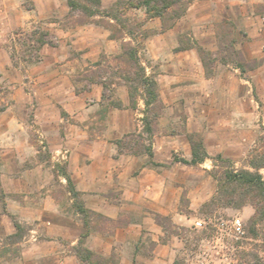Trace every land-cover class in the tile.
<instances>
[{
  "label": "rangeland",
  "instance_id": "rangeland-1",
  "mask_svg": "<svg viewBox=\"0 0 264 264\" xmlns=\"http://www.w3.org/2000/svg\"><path fill=\"white\" fill-rule=\"evenodd\" d=\"M36 1L0 0V264L20 263L15 258L25 247L24 243L34 238L37 241L48 238V227L59 229L66 221L78 222L83 227L77 243L69 247L75 255L82 234L85 235L83 245L96 252L91 242L94 233L101 231L112 235L129 224H139L131 229V243L125 246L114 244L110 255L96 252L109 264H264V221L255 217L253 202L241 203L236 198L230 204H210L218 191L219 179L224 180L229 171H256L251 161L264 151V0H225L231 16L225 9L226 16L215 22L216 48L204 47L209 52L205 63L195 47L188 48L196 52L205 78L222 75L219 82H210L196 90L186 89L188 80H182L181 92L175 94V99L168 93L167 81H163L164 86L159 84L162 106L157 109L159 115L154 123L152 150L155 134L170 135L178 141H188L191 148L188 159H191L192 146L188 135L196 133L202 137L209 154L202 164L192 165L179 160L185 158L182 151L173 153L174 161H180L175 170L189 175V184L182 183L179 211L173 215L148 211L141 205L123 208L120 191L112 189L104 193L105 196L122 208L115 218H110L93 208L98 192L90 186L82 191L75 183L85 207L92 211L88 226L83 222V215L75 205L60 168L67 165L70 172L67 162L71 149L67 144L60 145L58 139L47 136L51 121L46 114L51 108L42 101L48 102L46 97H50V93L68 95L71 92L73 108H78L82 114L76 118L63 106L57 108L64 118L62 131L65 124L77 125L84 130L83 155L90 156L95 139L110 138L118 153L140 158L148 156L144 159L146 164L158 167L148 153L120 152L115 142L124 137L127 141H135L126 135L142 131L145 107L139 92L136 100L131 98L126 77L134 75L135 70L121 54L124 44L134 45L146 70L148 67L149 74L158 79L162 71L160 62L151 56L147 41L174 27L181 17L173 26L164 29L160 17H147L145 9L131 6L130 0H122L117 7H113L117 0H102L103 7L109 12L94 16L72 10L67 0ZM189 1L190 7L198 0ZM112 13L117 20L109 16ZM249 18L252 23L245 26L244 20ZM166 22L169 23L170 18ZM56 29L67 32V35L61 37ZM248 29L254 31L253 38L249 37ZM39 30L47 31L53 40V44L47 45L41 63L37 61L40 50L34 40V33ZM129 30L133 31L132 36ZM177 39L178 46L198 44L188 30L178 33ZM206 40L211 42L213 38ZM101 41L112 43L102 46ZM177 47L173 54L185 50H177ZM83 53L88 56H82ZM56 55L62 56V62H57L55 68L61 66L69 71L67 80L62 77L53 82L40 78L38 74L51 69L49 63ZM78 58L84 59L82 65L80 62L73 66L66 63ZM184 71L186 69L182 67L180 72ZM227 75L237 79L232 76L228 79ZM231 88L236 92L232 89L231 94L226 93V89ZM104 91L109 97L106 100L103 99ZM122 94H126V107L111 106L110 101L121 102ZM137 100L140 102L138 106ZM128 125L136 128L124 131ZM16 140L31 143L34 153L30 154L27 149L20 152L22 155L18 151L15 153L9 147ZM21 159L23 161L17 165L16 161ZM88 161L91 162V158ZM160 166H168V163L162 162ZM34 167H39L41 174L36 172L30 180L31 192L16 191L12 178ZM259 171L264 176V168ZM23 188L22 185L20 189ZM190 190H206L212 194L192 208L188 196ZM48 195L60 203L57 211L46 209ZM14 203L27 207L26 212H15ZM13 217L21 223V230H17ZM146 217L152 219L155 228L149 227ZM234 217H240L244 223L246 233L243 237L237 238L230 233L218 239L214 226L198 229L194 225V221L201 218L217 221ZM8 225L13 231L8 230ZM78 260L80 264H88ZM29 261L25 264H32Z\"/></svg>",
  "mask_w": 264,
  "mask_h": 264
},
{
  "label": "crops",
  "instance_id": "crops-1",
  "mask_svg": "<svg viewBox=\"0 0 264 264\" xmlns=\"http://www.w3.org/2000/svg\"><path fill=\"white\" fill-rule=\"evenodd\" d=\"M206 7V11L201 12ZM225 9L228 11V16H231L225 0L195 1L190 5L187 13L178 20L174 27L150 37L147 41L148 51L153 58L159 60L162 69L158 78L159 84L160 86H164L163 81H167L169 87L168 93L174 99L175 94L181 92L180 83L182 80H188V87L186 89L196 88L197 90V88L200 89L210 82H219L222 79V75L209 79L205 78L204 68L197 59L194 49H185L175 54H173V51L178 46L177 34L184 30L190 31L193 39L198 44H201L207 49L214 50L216 48V42L214 41L216 38L215 22L221 20V17L226 16ZM251 23L250 18L244 20L245 26H250ZM159 27L158 25V28ZM248 31L249 37L253 38L255 34L253 33L254 31L251 29H248ZM56 32L61 37L67 35V32L58 29H56ZM209 37L213 38L211 42L206 40ZM82 38L85 39L84 36H82ZM74 42L76 41L74 40ZM100 43L103 44L104 42L101 41ZM111 43L112 42L106 41L102 46L110 45ZM47 45L48 44L43 45L40 49L39 60H37L39 63L43 62V57L45 58L44 54ZM60 45H62V43ZM111 46L114 47V45ZM82 56L87 57L88 54L83 53ZM83 60L82 58L80 60L78 58L77 60H68L66 63L73 66L78 65L77 62H80L82 65ZM60 61L62 62L61 55L54 56L49 63V66H52L51 69L39 73V77L49 79L53 82L63 77L64 81H66L69 71L62 69L61 66L60 69L55 68L57 62ZM182 67L185 68L186 71L180 72ZM194 68L195 71L192 70ZM147 73L149 74L148 67ZM229 76H232L234 80L237 79L233 75H227L226 78L229 79ZM241 80L243 81V79ZM236 82L240 83L241 81ZM232 89L235 93V88H231L229 91L226 89V93L232 92ZM61 94L62 93H50V97H46L48 102L42 101V103L47 104V106L51 108L49 109L50 113L48 112V114H46V116H48V121H51V129H48L47 136L50 137V139L53 138V140L58 139L60 145L67 144L70 147L71 154L67 163L70 167L74 183H76L78 188L82 191L88 190L90 186V188L98 192V198L95 199L96 201L94 202L93 208L108 215L110 218H115L122 206L112 202L111 199H108L104 194L109 190L115 189L119 190L121 193L124 205L123 208L141 205L146 207L148 211L171 213L175 215L180 207L182 183L185 185L189 184V175H182L179 171L175 170V168H178L180 161H174L173 153H180L182 151V156L187 159L190 158L191 148L188 141H178L170 135L161 136L160 134H155L153 141L154 155L151 158L154 163L159 165L158 167L146 164L144 159L148 156L140 158L118 153L114 145L115 143L110 138L95 139L90 156L83 155L84 153L81 147L83 143H85L84 130L79 129L77 125L65 124L62 131L61 122L64 121V118L57 106H63L67 113L76 118H78L82 112H80L78 108H73L74 103L72 100L74 98L71 92H69L68 95ZM141 99L144 103L142 97ZM121 102L123 104L122 107H126V94H122ZM138 105H140V102L137 100L136 106ZM114 111L117 110L114 109ZM111 112H113V110ZM112 127L117 128L116 125H112ZM133 128L135 129L136 127L128 125V128L124 131L132 130ZM200 129L201 128H197V130ZM111 131L112 129L110 128L109 132ZM33 147L31 143L26 144L22 140H16L9 148L15 153L16 151L24 153L25 149H27L30 154H33ZM20 155L22 154L20 153ZM90 158L91 162L88 161ZM22 161L23 159L20 161L18 160V162L16 161L17 165ZM162 162H167L168 166H160ZM40 171L41 169H39V167H34L26 170L22 175L14 176L12 179L14 181L15 190L22 193H30L32 189L30 180L36 176V172L40 173ZM22 185L24 188L20 189ZM211 194V192L209 193L206 190H190L188 193V196L191 198L190 206H192V208L199 206L204 200H207ZM46 205H48L46 209L50 211H57L61 207L60 203L49 195L46 198ZM12 207L14 211L19 214H24L27 209V207L15 203ZM146 218L148 222H150V224L148 223L149 227L155 228L156 224L152 222V219L150 217ZM3 222L4 221H2V223ZM65 223L66 224L60 226L59 229L48 227L46 229L48 238L38 241L34 238V240H28L29 242L24 243L25 247L20 250L15 258L20 261V263L17 262V264H25L28 260L32 261V264H39L40 261H43L42 264H80L77 256L71 252L69 247L77 243L83 227L78 222L66 221ZM138 226L140 225L129 224L125 228L116 230L115 234L112 235L98 231L92 236V247L98 253L110 255L114 248V244L121 243L125 246V244L131 243V229L137 228ZM7 227L8 230L10 229V232L13 231L11 226L8 225ZM138 257L139 256H136V258ZM126 259L127 257H124V260Z\"/></svg>",
  "mask_w": 264,
  "mask_h": 264
},
{
  "label": "trees",
  "instance_id": "trees-1",
  "mask_svg": "<svg viewBox=\"0 0 264 264\" xmlns=\"http://www.w3.org/2000/svg\"><path fill=\"white\" fill-rule=\"evenodd\" d=\"M122 0H117L113 7H117L121 4ZM68 5L72 10H80L81 12L94 16L97 14H103V12H109L103 7L102 0H67ZM129 4L136 8H144L147 17H160L163 22V28L167 29L175 24V22L182 17L188 10L190 1L185 0H130ZM178 6V7H176ZM112 19L117 20V16L112 13ZM170 18V22L167 23L166 19ZM129 34H133L132 30H129ZM115 37V35H111ZM34 40L38 43V49L40 50L44 44H53V40L49 37L47 31H36L34 33ZM181 41V38H180ZM196 48L200 54L202 61L205 63V56L209 55V52L200 44L190 46H178L177 50ZM123 57L127 62H130L134 67V75L128 74L126 77L127 85L131 98L136 100V94L142 96L144 100V115H143V128L139 133L128 134L126 137H132L127 141L124 138L117 139L115 142L120 152H130L132 154L148 153L151 157L154 155L152 150V139L154 134V123L158 117L157 109L162 106V100L159 90V83L156 75L148 74L145 65L143 64L138 49L134 45H123ZM109 97L104 91L103 99L106 100ZM111 106L121 108L123 106L120 101H110ZM108 107V106H107ZM146 134V137H145ZM189 140L192 146L191 159L180 158L179 160L186 164H198L203 162L209 157V154L205 148L204 141L201 136L196 133H190ZM140 140H148L149 145ZM251 165L257 168L256 171L241 169L237 171H229L226 173L224 180L219 179L218 191L211 199L210 204H230L236 198L240 199L241 203L248 200L253 202L256 207L255 217L260 221H264V176L259 171V168H264V151L255 155L251 161ZM62 175L65 176L69 191L75 199V205L83 215V222L85 226L89 225V216L92 211L87 209L83 200L80 198V191L75 186L71 173L68 171L67 165L60 166ZM14 224L17 230L22 229L21 223L13 217ZM17 235V233H16ZM84 237L82 234L79 245L75 248L76 255L80 261L88 264H109L108 260L84 246ZM255 264H259L258 262Z\"/></svg>",
  "mask_w": 264,
  "mask_h": 264
},
{
  "label": "built area",
  "instance_id": "built-area-1",
  "mask_svg": "<svg viewBox=\"0 0 264 264\" xmlns=\"http://www.w3.org/2000/svg\"><path fill=\"white\" fill-rule=\"evenodd\" d=\"M194 225L198 229H206L212 225L218 232V239H223L225 234L233 233L237 238L243 237L246 233L244 223L240 217H234L232 219H220L213 221L212 218L208 219H197L194 221Z\"/></svg>",
  "mask_w": 264,
  "mask_h": 264
}]
</instances>
